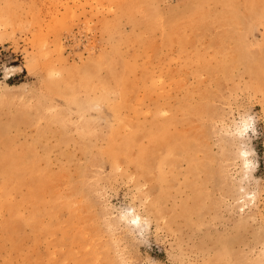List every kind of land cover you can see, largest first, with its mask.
Returning <instances> with one entry per match:
<instances>
[{"label":"rangeland","instance_id":"1","mask_svg":"<svg viewBox=\"0 0 264 264\" xmlns=\"http://www.w3.org/2000/svg\"><path fill=\"white\" fill-rule=\"evenodd\" d=\"M243 4L0 0V149L39 176L33 197L0 174V264H264V10ZM161 128L201 167L131 160Z\"/></svg>","mask_w":264,"mask_h":264},{"label":"bare ground","instance_id":"2","mask_svg":"<svg viewBox=\"0 0 264 264\" xmlns=\"http://www.w3.org/2000/svg\"><path fill=\"white\" fill-rule=\"evenodd\" d=\"M143 1H148V0H143ZM196 2L201 3V0H196ZM263 10H264V0H244L243 11H261L262 12ZM147 11H150V14H155L156 13L155 11L157 10L151 7H147ZM232 11H235V10L232 9ZM57 41H56V44H58ZM104 56L106 58L105 53H104ZM247 56H244V60L250 63L249 61L251 59H249L250 57H247ZM108 62L111 65L113 63V61L111 60ZM110 68H111L110 69L111 74L116 79L119 80V76H118L119 74L113 71L112 66H110ZM257 74H258V71H257ZM259 76H261L262 78V75H260V72H259ZM0 130H3V127H0ZM163 131L164 129L161 128L159 130L146 133V135L149 137V140H150V142H148V146L146 145L145 147V145H143L141 148H139L137 152V156L136 157L133 156L131 160H133L134 162L136 161L139 167L143 169H149V167L152 165H159L160 162L166 161L171 153L175 151H182V153L188 156L189 161H191L189 163V170L191 172L196 171L197 167L199 168L201 167L200 163L195 162L192 159L191 151L193 149L195 150V147H196L195 145L196 140L194 141V138H191L192 136H190L188 133H185V132H181L179 134L177 133L178 135L176 134L177 137L175 141H173L172 137H170V135L166 136L165 131L164 132ZM137 136L138 135L131 133V135H129L123 141L111 142V144L109 145L110 147L106 150L109 160L114 163L117 160V157L119 155H123L125 157L129 156L131 154L130 149L132 147V144L136 142ZM1 142H2V148L0 149V174L8 178L9 177L14 178L19 183L26 182L28 186L30 187L32 196L34 197L33 192L35 191L39 183V176L35 172L36 170L34 168V163L33 162L23 163V159H24L23 155L20 153H15L9 147L10 144L7 139L2 138ZM158 148L160 151L159 155L156 154V150ZM162 199H163L162 194L160 193L156 194L152 208H155L156 206H158ZM136 217H137L136 215L133 216V219H135Z\"/></svg>","mask_w":264,"mask_h":264}]
</instances>
